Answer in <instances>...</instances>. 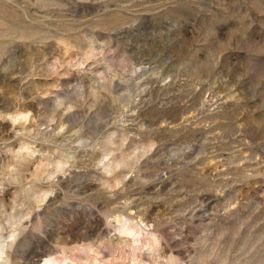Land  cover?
Returning <instances> with one entry per match:
<instances>
[{
    "label": "rangeland",
    "instance_id": "rangeland-1",
    "mask_svg": "<svg viewBox=\"0 0 264 264\" xmlns=\"http://www.w3.org/2000/svg\"><path fill=\"white\" fill-rule=\"evenodd\" d=\"M0 242L264 264V0H0Z\"/></svg>",
    "mask_w": 264,
    "mask_h": 264
},
{
    "label": "bare ground",
    "instance_id": "bare-ground-1",
    "mask_svg": "<svg viewBox=\"0 0 264 264\" xmlns=\"http://www.w3.org/2000/svg\"><path fill=\"white\" fill-rule=\"evenodd\" d=\"M61 164V161H57L56 162V166H55V169H57L58 167H59V165ZM36 192V191H35ZM40 192V193H39ZM37 193V192H36ZM38 193L40 194V196H39V194H38V197H39V200H40V198L41 197H44V191H38ZM43 199V198H42ZM121 219V218H120ZM120 219H118V218H116V221L115 222H118V223H120L119 224V226L117 227L118 228V230L120 231V232H124V233H127V228H126V226H124V224H123V222H122V220H120ZM126 219V218H125ZM1 241H3V240H1ZM1 247H2V243L0 242V250H1Z\"/></svg>",
    "mask_w": 264,
    "mask_h": 264
}]
</instances>
